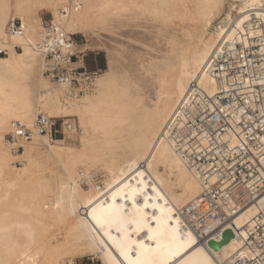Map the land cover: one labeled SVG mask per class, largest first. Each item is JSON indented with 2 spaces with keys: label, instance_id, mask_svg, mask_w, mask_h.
<instances>
[{
  "label": "bare ground",
  "instance_id": "obj_1",
  "mask_svg": "<svg viewBox=\"0 0 264 264\" xmlns=\"http://www.w3.org/2000/svg\"><path fill=\"white\" fill-rule=\"evenodd\" d=\"M65 5L0 0V46L9 50L0 57V264H75L93 255L102 264H264V198L238 210L223 232L200 239L187 227L184 211L205 187L170 138L191 84L209 87L210 57L241 39L245 25L264 22V0H80L63 20L69 34L101 40L131 26L151 41L133 65L111 67L77 98L43 74L35 50L40 11L58 20ZM136 10L151 30L135 22ZM15 18L24 32L9 36ZM40 114L77 118L80 133L66 136L76 137L72 144L36 134L15 155L6 143L11 123L32 128Z\"/></svg>",
  "mask_w": 264,
  "mask_h": 264
},
{
  "label": "built area",
  "instance_id": "obj_2",
  "mask_svg": "<svg viewBox=\"0 0 264 264\" xmlns=\"http://www.w3.org/2000/svg\"><path fill=\"white\" fill-rule=\"evenodd\" d=\"M79 9L80 0H66L58 20L42 16L41 39L35 46L44 59L43 74L64 86L73 98L92 91L100 76V71L88 68L86 54L78 49L80 43L63 23ZM245 28L241 39L224 42L210 57L206 66L209 87L191 84L170 129L176 152L205 187L184 211L187 227L200 239L223 232L238 210L264 198V22ZM23 32L21 19L9 22V36ZM8 55L9 50L0 46V57ZM72 121L43 114L32 128L13 121L6 143L19 155L36 134L52 143L76 134L78 126ZM211 222L214 228H208Z\"/></svg>",
  "mask_w": 264,
  "mask_h": 264
},
{
  "label": "rangeland",
  "instance_id": "obj_3",
  "mask_svg": "<svg viewBox=\"0 0 264 264\" xmlns=\"http://www.w3.org/2000/svg\"><path fill=\"white\" fill-rule=\"evenodd\" d=\"M138 11L139 10H136L134 13L135 22H137V24L141 25L143 29L146 28L145 30H147V29L151 30L152 29L151 25H153V24L150 21V17L148 16V14H146V13L142 14L140 11L139 12ZM51 15H52L51 11H48V10L40 11V17L43 16V17L49 19L51 17ZM135 29L136 28L131 27V26H128L126 28H120V29L116 30L115 35H111V34L102 35L103 40L102 39L98 40L97 38L95 39L92 36L84 37L83 35H77L76 40L80 43V45L89 44L90 48H88V50H84L86 52V53L85 52L84 53L86 54V63H87L88 68L91 70L100 71V75H102L103 73L108 71L111 67L117 68V67L125 66L129 60L131 61V62L129 61L130 65H133L134 61H135V57L137 55L141 54L142 44L149 43L151 41L150 37L148 35H146L147 31H145L146 32L145 33V32L138 31L137 29L135 30ZM90 37L92 39H90ZM95 42L97 45L95 44ZM93 45H95V46H93ZM109 47H110V49H109ZM120 52H121V54H120ZM142 82H143V80H142ZM144 83L146 85H148L146 83V81H144ZM61 120H63V119H61ZM67 120H75V123L78 124L77 125L78 126V133H80V131H79L80 127H79V123H78L77 118L72 117V118L67 119ZM65 139H67V141L70 142V144H72V140L75 141L76 137H65ZM76 144L77 145L80 144V138H79V140L77 139ZM16 161H18V160H16ZM15 165L18 167H21V165H17L16 163H15ZM51 167L54 168V166H51ZM94 173H95L97 180L99 179V181L101 182L102 185L101 184L100 185L104 186L105 181H106L105 173L101 170L96 171ZM83 187L85 189H88V186H86V185H84ZM74 263L75 264H102V261L93 255V256L84 257L82 259L76 258Z\"/></svg>",
  "mask_w": 264,
  "mask_h": 264
},
{
  "label": "water",
  "instance_id": "obj_4",
  "mask_svg": "<svg viewBox=\"0 0 264 264\" xmlns=\"http://www.w3.org/2000/svg\"><path fill=\"white\" fill-rule=\"evenodd\" d=\"M228 235H230L231 236V234L228 232Z\"/></svg>",
  "mask_w": 264,
  "mask_h": 264
}]
</instances>
